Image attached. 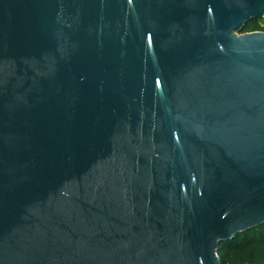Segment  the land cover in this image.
Masks as SVG:
<instances>
[{
	"label": "water",
	"instance_id": "95a60500",
	"mask_svg": "<svg viewBox=\"0 0 264 264\" xmlns=\"http://www.w3.org/2000/svg\"><path fill=\"white\" fill-rule=\"evenodd\" d=\"M264 0H0V264H221L264 225Z\"/></svg>",
	"mask_w": 264,
	"mask_h": 264
},
{
	"label": "trees",
	"instance_id": "16d2710c",
	"mask_svg": "<svg viewBox=\"0 0 264 264\" xmlns=\"http://www.w3.org/2000/svg\"><path fill=\"white\" fill-rule=\"evenodd\" d=\"M259 21H250L243 33L264 31ZM218 255L221 264H264V225L222 242Z\"/></svg>",
	"mask_w": 264,
	"mask_h": 264
},
{
	"label": "rangeland",
	"instance_id": "374dc122",
	"mask_svg": "<svg viewBox=\"0 0 264 264\" xmlns=\"http://www.w3.org/2000/svg\"><path fill=\"white\" fill-rule=\"evenodd\" d=\"M259 23H260V26H261L262 28H264V18H263V19H260ZM262 32H264V31H262ZM240 33H243V31L240 32Z\"/></svg>",
	"mask_w": 264,
	"mask_h": 264
}]
</instances>
